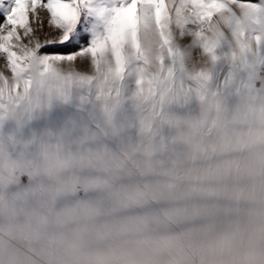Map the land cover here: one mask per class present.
Masks as SVG:
<instances>
[{"label":"snow or ice","instance_id":"1","mask_svg":"<svg viewBox=\"0 0 264 264\" xmlns=\"http://www.w3.org/2000/svg\"><path fill=\"white\" fill-rule=\"evenodd\" d=\"M0 58V264H264V0H0Z\"/></svg>","mask_w":264,"mask_h":264},{"label":"rangeland","instance_id":"2","mask_svg":"<svg viewBox=\"0 0 264 264\" xmlns=\"http://www.w3.org/2000/svg\"><path fill=\"white\" fill-rule=\"evenodd\" d=\"M41 12H42V9H41ZM43 12H44V10H43ZM45 15V13H42L41 14V16L43 17ZM45 24H46V21H45ZM34 27L36 26L35 24L33 25ZM3 60H2V58H0V68H2L3 67Z\"/></svg>","mask_w":264,"mask_h":264},{"label":"bare ground","instance_id":"3","mask_svg":"<svg viewBox=\"0 0 264 264\" xmlns=\"http://www.w3.org/2000/svg\"><path fill=\"white\" fill-rule=\"evenodd\" d=\"M42 13H44L43 10H42V12H41V10H40V14H42ZM2 65H3V64H2Z\"/></svg>","mask_w":264,"mask_h":264}]
</instances>
